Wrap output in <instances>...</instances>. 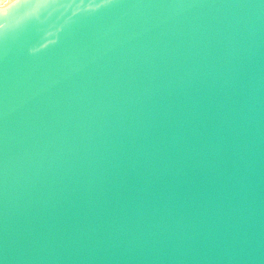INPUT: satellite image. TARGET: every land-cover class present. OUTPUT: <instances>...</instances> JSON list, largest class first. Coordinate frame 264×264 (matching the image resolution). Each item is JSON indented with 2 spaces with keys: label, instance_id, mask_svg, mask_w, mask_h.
Wrapping results in <instances>:
<instances>
[{
  "label": "water",
  "instance_id": "95a60500",
  "mask_svg": "<svg viewBox=\"0 0 264 264\" xmlns=\"http://www.w3.org/2000/svg\"><path fill=\"white\" fill-rule=\"evenodd\" d=\"M0 264H264V0L0 9Z\"/></svg>",
  "mask_w": 264,
  "mask_h": 264
},
{
  "label": "clouds",
  "instance_id": "9594fccd",
  "mask_svg": "<svg viewBox=\"0 0 264 264\" xmlns=\"http://www.w3.org/2000/svg\"><path fill=\"white\" fill-rule=\"evenodd\" d=\"M15 0H0V9L4 8L6 5L10 3H14Z\"/></svg>",
  "mask_w": 264,
  "mask_h": 264
},
{
  "label": "snow or ice",
  "instance_id": "6c2138e0",
  "mask_svg": "<svg viewBox=\"0 0 264 264\" xmlns=\"http://www.w3.org/2000/svg\"><path fill=\"white\" fill-rule=\"evenodd\" d=\"M15 3L19 4L20 3V0H15Z\"/></svg>",
  "mask_w": 264,
  "mask_h": 264
},
{
  "label": "bare ground",
  "instance_id": "6f19581e",
  "mask_svg": "<svg viewBox=\"0 0 264 264\" xmlns=\"http://www.w3.org/2000/svg\"><path fill=\"white\" fill-rule=\"evenodd\" d=\"M7 6V5H6Z\"/></svg>",
  "mask_w": 264,
  "mask_h": 264
}]
</instances>
